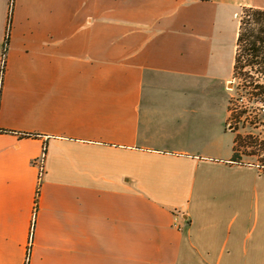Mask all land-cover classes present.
I'll list each match as a JSON object with an SVG mask.
<instances>
[{
	"label": "crops",
	"instance_id": "0c3cea01",
	"mask_svg": "<svg viewBox=\"0 0 264 264\" xmlns=\"http://www.w3.org/2000/svg\"><path fill=\"white\" fill-rule=\"evenodd\" d=\"M244 6L0 0V264H264L224 94Z\"/></svg>",
	"mask_w": 264,
	"mask_h": 264
},
{
	"label": "trees",
	"instance_id": "16d2710c",
	"mask_svg": "<svg viewBox=\"0 0 264 264\" xmlns=\"http://www.w3.org/2000/svg\"><path fill=\"white\" fill-rule=\"evenodd\" d=\"M12 12L11 6L10 16ZM10 30L11 18L3 48L5 55L9 48ZM4 72L5 68L2 75ZM233 79L236 85L235 94L229 99V123L234 125L232 132H236V136L231 160L236 163L247 162L264 171V9L244 6L240 10ZM1 88L2 80L0 98ZM240 95L246 100L243 105L235 104L236 96ZM247 126L260 130L259 134L239 132V129ZM25 136L35 137L33 134ZM245 157H254L256 160L246 161Z\"/></svg>",
	"mask_w": 264,
	"mask_h": 264
},
{
	"label": "rangeland",
	"instance_id": "374dc122",
	"mask_svg": "<svg viewBox=\"0 0 264 264\" xmlns=\"http://www.w3.org/2000/svg\"><path fill=\"white\" fill-rule=\"evenodd\" d=\"M240 16V11H239V14H238V17ZM3 72V69L1 70ZM236 85V81L232 78L230 79L229 81V91L227 92H224V94H226V97L228 99H230L232 96H234L235 94V91H234V87ZM246 100L243 96H236V101H235V104L237 105H243L245 104ZM228 125H229V129L232 131L233 128H234V125L229 123V120H228ZM224 126V125H223ZM239 132L242 133V134H249V133H252V134H259L260 130H256V129H253L252 127L250 126H247L246 128H241L239 129ZM236 135V132L234 133ZM245 160L246 161H250V162H254L256 160V158L254 157H245Z\"/></svg>",
	"mask_w": 264,
	"mask_h": 264
},
{
	"label": "built area",
	"instance_id": "2783aa9c",
	"mask_svg": "<svg viewBox=\"0 0 264 264\" xmlns=\"http://www.w3.org/2000/svg\"><path fill=\"white\" fill-rule=\"evenodd\" d=\"M5 61H6V55H5V52H2V56H1V70L5 68ZM2 73L3 72L1 71V74ZM44 161L45 160L42 158L39 161V163H38L39 166L41 167V171H43ZM181 215H182L181 213L175 212V216H174V219H175L174 226L177 227L180 230H182V228H183V225L181 224V221H180ZM35 220H36V211H35V214L33 215V225L35 223ZM33 228H34V226H33ZM33 228L31 229V234H30V238H29V245L32 244V240H33ZM27 263H28V260H27Z\"/></svg>",
	"mask_w": 264,
	"mask_h": 264
}]
</instances>
